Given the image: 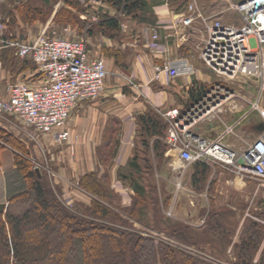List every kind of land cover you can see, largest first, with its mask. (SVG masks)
Here are the masks:
<instances>
[{
    "label": "built area",
    "instance_id": "obj_1",
    "mask_svg": "<svg viewBox=\"0 0 264 264\" xmlns=\"http://www.w3.org/2000/svg\"><path fill=\"white\" fill-rule=\"evenodd\" d=\"M223 2L225 6L220 13L231 14L230 20L203 16L195 0L188 1L182 11H174L166 3L162 10L154 11L158 17L160 14L168 16L173 26L185 28L182 41L187 40L189 27L195 21L200 22L194 50L197 58L219 77L218 80H211L207 87L196 91L200 70L186 58L169 57L168 46L159 42L157 27L147 25L148 38L144 45L147 54L136 61L147 67L149 76L141 84L132 77L125 81L133 89L141 90L159 83L161 75H165L168 84L182 78V90L187 96L197 92L189 104L165 109L155 106L153 110L167 124L163 141L167 146L165 154L179 177L177 189L182 188L183 173L194 163L203 162L218 165L264 190V130L257 131L259 137L241 150L225 144L224 137L235 135V127L247 117L246 114L224 125L223 131L213 137H204L198 130L200 124L218 117L226 108L234 110L238 106L236 97L248 103L250 111L258 112L260 121L256 127L264 123V107L260 104L264 94V0ZM103 4L102 0H89L84 4L85 11ZM86 15H89V22L96 23L99 11ZM5 27L4 23L0 24V49L14 48L15 56L30 60L34 69L29 76L34 78L32 83L9 85L7 95L0 97V115L14 116L34 134H50L56 142L68 143L70 133L66 124L72 109L80 102L96 99L104 91L108 76L104 58L88 55L83 36L74 39L42 30L33 39L19 40L5 38ZM157 56L163 59L161 64L154 61ZM237 82L246 94H235L232 87ZM131 119H128L129 135L123 142L127 146L133 145L135 134L136 125ZM114 185L122 197L133 192L119 180Z\"/></svg>",
    "mask_w": 264,
    "mask_h": 264
},
{
    "label": "trees",
    "instance_id": "obj_2",
    "mask_svg": "<svg viewBox=\"0 0 264 264\" xmlns=\"http://www.w3.org/2000/svg\"><path fill=\"white\" fill-rule=\"evenodd\" d=\"M88 1L64 2L78 9ZM102 1L116 14L148 25L155 22L149 0ZM187 1L169 0L176 11L184 10ZM21 5L15 10L27 22L42 15L29 3ZM71 17L79 23L74 15ZM14 22L12 15L7 25ZM92 29L114 37L120 30L119 17L99 10L98 21L90 27ZM0 65L8 75L21 74L29 67L26 60L14 55L11 47L0 50ZM136 120L141 145L146 148L153 139L154 157L162 160L167 147L163 141L166 122L153 110L138 115ZM0 131L7 142L12 135L1 128ZM16 142L19 144L18 140ZM3 148L4 143L0 142V150ZM22 149L25 150V146ZM114 149H107L111 157L116 153ZM102 152L100 155L105 154ZM13 155L14 168L5 173L6 200L0 202V264H264V209L252 212L263 221L261 223L249 216L242 219L244 207L236 209L237 213L234 209L216 207L210 199L209 208L201 209L204 223L192 226L166 217L158 197H149L144 187L140 190L132 186V204L122 208L117 195L109 189L106 171L99 178L97 171L81 175L78 184L88 191L91 199L86 205L78 202L76 208H69L46 177L30 169L27 158L17 152ZM191 167V185L196 191L202 190L209 176V166L196 162ZM168 199L163 198L164 205ZM149 209H152L150 217ZM124 213L151 228L152 233L142 234ZM166 238L190 247L175 246ZM229 246L232 254L226 257Z\"/></svg>",
    "mask_w": 264,
    "mask_h": 264
},
{
    "label": "crops",
    "instance_id": "obj_3",
    "mask_svg": "<svg viewBox=\"0 0 264 264\" xmlns=\"http://www.w3.org/2000/svg\"><path fill=\"white\" fill-rule=\"evenodd\" d=\"M37 1L46 5L42 0H0V17L4 20L5 25L10 22L11 16L14 15L15 22L11 25H13L16 29L19 28L21 30V35H18L19 33L17 32L18 36H16L6 31L5 36L16 38L19 40H30L37 36L42 30H45L47 34H56L58 36H66L74 39L83 36L86 39L85 49L88 55L94 58L103 57L106 63V67H109V69H111L109 71L110 75L105 79L104 91L102 92V94L96 99H90L78 103L72 109L66 124V128L70 133L69 141L73 144L71 148V159L76 161V163H73L72 165L73 167H75V165L81 166V169L78 170L75 177V184L78 182L79 176L81 174L98 169L99 163L96 155V152L98 150L112 148L116 149V153L114 155L115 165L123 166L122 170H130L127 176L126 174H120L119 179L123 182L127 181L128 185L131 188L132 186H137V188H140V190H142V187H144L146 192V188L144 185L146 177H144L145 173L143 172V168L141 166L143 165V163L149 162V165L155 168L157 172H159L161 166H167L169 171L173 175H175V178L173 180L175 183L179 177L171 167V162L166 156L165 152L163 154L162 160H156V158L154 157L152 148L153 139L149 141L148 147L146 148H144L138 141L132 147L125 146L123 144L124 140L129 135V128H131L128 122L129 118H132L131 120L136 125L134 137L136 139H142V137L138 133V123L136 120L138 115L148 110H154L155 106L165 109L169 107H180L184 104H189V102H191V100L194 99L197 94V92H195L194 94L192 92L190 96H187L185 94V91H183L184 89L182 88L184 86L182 85L184 83V80L182 78H177L173 83L168 84V79L165 75H161V81L159 83H153L149 85V87L143 89L141 88V90L133 89L131 86H128L126 84L125 81L127 80V78L132 77L135 79L136 83L141 84V82H143L149 76L147 67L138 65L136 60L125 63L122 59L121 53L123 52L122 50L126 47H129L130 49L132 48L134 50L141 49V47L137 48L139 45L137 46L136 44L139 42H136V40L134 39L135 37L132 35L133 31L131 33L128 32L129 30L127 29L128 27L126 25V20L134 21V23L142 26L148 24L141 23L138 20L127 18L121 14H116V11L105 3L101 7L97 8L98 11L100 10L101 12H107L110 16L119 17L120 30L114 37L103 35L99 30L96 29L90 30V27L95 23H91L85 20L83 22V17L81 15L78 16L82 21L80 22L82 23L80 27L78 25L73 26L71 24H65L61 27H58L52 25L50 21L46 23H42L39 21L27 22L24 18L20 19V17L18 16L19 14H17L18 12L14 7L24 3H29L35 7V3ZM165 3L168 4V7L170 9L176 11L171 6L169 0H149V10L155 17V22L153 25L158 29L160 37L159 42L168 46L170 50L169 57L172 58L182 55V51L186 54L189 52H193L195 39L197 37V31L200 27V22L195 21V23L191 27H189L187 32L188 38L186 41H182L181 35L186 31L185 28L180 26H173L168 16L160 14V17H158L154 13L155 10H162ZM195 3L203 16H216L223 21L233 18L231 14L224 12L220 13V11L225 6L223 0H195ZM65 8L75 11L70 7L65 6ZM78 12L81 13L82 11ZM66 29L68 31H66ZM154 61L158 64H161L163 62V59L160 56H157L154 57ZM33 69L34 66L32 69H26L23 73H21L23 74L22 76L24 77L27 73L30 74ZM198 69L200 70L201 77L199 81L196 82V91L202 90L203 88L207 87L208 82L211 81L209 77H204L200 68ZM3 74L4 71H2L0 75V79L2 80H0V82L2 84H4ZM4 81H6V83L9 82L8 80ZM235 85L237 84L235 83ZM235 85H233L232 87L235 90V94L243 95L244 93L242 89H240L238 86L235 87ZM0 87L2 86L0 85ZM5 92L6 89L0 88V97L6 96L7 92ZM235 100L238 106L234 110L226 108V110L218 114V117L200 124L198 130L202 136L213 137L216 134L221 133L223 131L224 125L231 124L235 118H240L245 114L248 115L250 112H253L250 111L248 103L240 101L238 97H236ZM5 116L13 118L16 123H19L21 125V123L14 116ZM259 121L255 122V125L250 130L245 129L242 125L243 121H241L240 125L235 127L234 129L235 135H226L224 137V143L235 150H241L247 143H250L257 137H259L260 133L257 132L255 128ZM16 123L7 122L5 126H8L7 128H10L13 132L19 133L20 130L16 128ZM39 135L40 138L38 140L42 142L43 137L46 134ZM47 135L50 136V134ZM144 150L149 153V158L146 157L148 158V162H146L145 156L142 155L145 152ZM4 152H7L6 156L10 157H2V155L5 154ZM12 155L13 151L10 148L3 149L0 152V168H2L1 174H4V172L8 169L10 170L14 168V159ZM139 155H142L143 157H139ZM207 165L209 166L210 172L206 181L205 191L204 188L201 190V193L206 197L207 202H209L210 199H212L213 202H216V197L219 198V194L221 195L224 189L242 190L244 188H247V185L250 184V182H245L232 174L222 173L223 170L218 165ZM1 166H4V168ZM145 166H147V164H145ZM157 172L155 173V176L157 178L154 177L156 182H158V177L163 180L168 179V177L164 176L163 174L159 175ZM192 172V167H189L181 176V184L183 183L184 186L183 189H187L188 184L189 186H191L190 177ZM186 173L187 175H185ZM0 183H2L4 186L6 185L5 176L1 178ZM78 188L79 187L77 186L76 189L79 190ZM210 191L213 194H210ZM188 192L194 193L191 188H188ZM76 195L79 198L78 193ZM5 200L6 190L3 200H0V202L3 203ZM206 206H208V203Z\"/></svg>",
    "mask_w": 264,
    "mask_h": 264
},
{
    "label": "rangeland",
    "instance_id": "obj_4",
    "mask_svg": "<svg viewBox=\"0 0 264 264\" xmlns=\"http://www.w3.org/2000/svg\"><path fill=\"white\" fill-rule=\"evenodd\" d=\"M64 1L65 0H49V4H46V5L37 1L35 3L36 4L35 7L41 11L42 15L37 16L33 20V22L39 21L42 23H46L50 21L52 25L58 26V27H61L62 25H65V24H71L73 26L78 25L80 27L82 24L80 22L82 21L79 19L78 16L81 15L83 17V21L84 20L90 21L89 15H86V13H90L92 11L96 12L97 10V9H94V7L92 6V8H90L88 11H85V5L81 4L80 7L78 8V9H84L81 13L78 12V9L76 8H73V10L75 11H72V10L65 8V6L66 7H70V6L65 4ZM16 7H22V5L19 4ZM70 8L72 9V7ZM71 15H74L77 19H79L80 24L78 23V21H75V19L72 18ZM18 16L20 17V19L22 18L20 15ZM3 23L5 24L4 20L0 17V24H3ZM126 25L128 27L127 29L129 30L128 32L131 33L133 31L132 35L135 37L134 39L136 40V42L140 43V44L139 43L136 44L137 46L139 45L137 48L141 47L142 50L141 49L134 50L132 48L131 50L129 47L128 48L126 47L125 49H123L122 50L123 52L121 54H122V59L125 63L133 61V60H138V58L145 55V53L147 54V51L144 45L148 38L147 25L142 26L130 20H126ZM5 26H6L5 27L6 31H8L9 33L14 34L16 36L21 35V32H20L21 30L19 28L16 29L14 28L13 25H9V26L5 25ZM17 32L19 33L18 35H17ZM197 37L195 39V44L197 43L196 42ZM179 56L187 58V60L191 64H193L195 68L197 67L200 68L204 77L206 78L209 77L210 80L219 79L218 76H216L212 71L206 68L201 63V61L197 58V51L193 50V52H189L187 54L183 53L182 51V55H179ZM26 61L28 62V65H29L27 70L29 68L32 69L34 66L33 63L30 60H26ZM107 69H108V73H109L108 76H109L110 75L109 71L111 69H109V67ZM2 71L3 69L1 67L0 75ZM22 75L23 74H17V75L9 74L8 75L7 72H4L3 78L4 80H8L9 82L6 83V81L3 80L4 84L0 82L1 83L0 85L2 86L0 88L6 89V92H7L9 85L12 83H16V82L32 83L33 82L34 77H30V76L28 77L29 73H27L26 75L24 74L25 75L24 77ZM238 83L239 82L236 83L237 85H235V87L238 86L240 89H242V87H240ZM242 91L243 93H245L243 89ZM254 91L255 90H253V94H255ZM260 104L264 107V94L262 96ZM8 118H9L8 116L0 115V128L3 129V131L12 135V136H8V141L6 142L5 134H3L0 131V142L4 143L3 149L10 148L12 149L13 154L14 152H17L19 153L21 157L27 158L28 161L30 162V167H31L30 169H33L37 171L39 174L46 177V180L52 185V187L55 188L56 192L59 194L58 196L60 197V200L61 201L63 200L67 207L76 208L75 203H78V202L81 204L83 203V205H86V203L90 201L91 196H89L87 190H85L84 188L80 187L79 184H77L78 182L75 184L76 182L75 177L77 175L78 170L81 169V166L75 165V167H73L72 165L73 163H76L75 160L71 159V156H72L71 148L73 145L72 142L69 141L68 143H58L53 139L51 135L48 136L47 134L43 137V141L40 142L38 140L40 138V135H39L40 133L34 134V132H32L31 129L26 128L22 124H21L22 125L21 127V125L19 123H16V121L13 118H9V119ZM259 120H260V117H259L258 112L253 111L247 115L245 120H243L242 125L244 126L245 129L250 130L255 125V122ZM7 122L16 123L15 126L18 130H20V132L15 133L10 128H7L8 126L7 127L5 126ZM17 140L19 144H16ZM137 141L140 143L141 139H138V138L136 139L134 137L133 145L136 144ZM133 145H131V147ZM17 146H19V148ZM23 146H25V150L22 149ZM2 150H0V152ZM25 151L26 153H24ZM102 151H105V154L100 155V152ZM4 153L5 154H3L2 157H10V156H6L7 152H4ZM96 155H97L99 167L95 171H97L98 178L103 172L106 171L108 173V178H107L108 183L107 184L109 186V189L115 195H117L120 201V206L122 208L129 207L132 204V201H133L132 199L134 198V192H132L131 195L126 193L125 196L122 197V195L118 192L116 185L114 184L116 180H119L122 183V185L126 186L128 189L133 191V189L128 185L127 181L123 182L119 179L120 174L122 175L126 174L127 176L130 170L129 169L122 170L123 166L115 165L114 163L115 157L114 156L111 157V151L109 150L107 151V149L98 150L96 152ZM142 155H144L145 158L146 157L149 158V153H147V151H145L144 154ZM142 155H139V157L140 156L143 157ZM12 156L14 159V155ZM148 158H146V162H148ZM149 163H143V165L141 166L143 168V172L145 173L144 177H146L145 178L146 181H144L146 192H147V195H149V197H155V196L158 197L159 206L161 207L164 215L166 217H169L173 221H181V222L187 223L192 226H198L201 221H203L204 223L205 218L204 216L201 215V209L209 208V202H207L206 197L201 193L202 191L201 190L196 191V189L194 190L192 185L189 186V184H188L187 189H183L184 187L183 183L181 186L182 188L177 189L176 182L174 183L173 181L175 178V175H173L169 171L167 166H161L159 169V172H157L155 168L153 167L150 168L148 166H145V164H149ZM1 167L4 168V166H1ZM1 169L2 168H0V181H1V178L5 176V173L9 171L8 169L4 172V174H1ZM222 170H223L222 173L224 174H231L229 171L223 168ZM156 172L159 175L163 174L164 176L168 177V179L163 180L158 177V182H156L155 180V178H157L155 176ZM85 173H88V172H85ZM185 175H187V173ZM250 184L247 185V188H244L242 190H234V189L225 190L224 189L225 191L223 190L221 195L218 193L219 198L215 196L216 202L214 203L216 207L222 206L224 207V209L233 208L234 210H236V209H240L244 207V210L242 212L243 214L242 219L246 216H249V217H253V219H255L256 221L263 223L262 220L254 217V215H252V212L258 211V210L260 211V209L261 210L264 209V190L262 188H259V189L256 188V185L253 183H250ZM77 186L79 187L78 188L79 190L76 189ZM188 188H191L194 193L188 192ZM205 188H206V184L204 185V191H205ZM5 190H6V185L4 186L2 183H0V200H3V197L5 196ZM77 193L79 195V198L76 195ZM210 194H213V193L210 191ZM166 197H169V199L164 205L163 198H166ZM116 202H117V205L119 206V203L117 200L115 201V203ZM207 203H208V206H206ZM16 208H19V207H16ZM151 211L152 209H149V211L147 212V215L149 217L152 214ZM236 211L237 213L239 212L238 210ZM127 214L124 213L123 214L124 217L128 218L129 221H132L134 227L140 230L142 234L147 235L146 233L150 231H151L150 233H152L153 230L151 228L150 230L148 227L142 226L141 223L138 222L137 220H134L131 217H127ZM238 227H240V225H238ZM153 234L157 235L158 233L157 234L153 233ZM232 239L235 240L236 237L234 236ZM167 240H169L173 245L180 246L181 248H184V249H188L190 247L184 244H179L176 240L172 238H168ZM198 252H201V251H198ZM231 254H232V247L229 246L228 249H226V257H230Z\"/></svg>",
    "mask_w": 264,
    "mask_h": 264
},
{
    "label": "water",
    "instance_id": "obj_5",
    "mask_svg": "<svg viewBox=\"0 0 264 264\" xmlns=\"http://www.w3.org/2000/svg\"><path fill=\"white\" fill-rule=\"evenodd\" d=\"M45 4H49V0H42ZM257 131H262L264 130V123L261 122L258 124V126L256 127Z\"/></svg>",
    "mask_w": 264,
    "mask_h": 264
}]
</instances>
